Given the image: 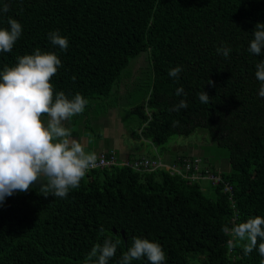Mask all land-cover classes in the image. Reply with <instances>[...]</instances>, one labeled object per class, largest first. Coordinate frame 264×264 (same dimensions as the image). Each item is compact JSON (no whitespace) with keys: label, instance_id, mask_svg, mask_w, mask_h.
<instances>
[{"label":"trees","instance_id":"16d2710c","mask_svg":"<svg viewBox=\"0 0 264 264\" xmlns=\"http://www.w3.org/2000/svg\"><path fill=\"white\" fill-rule=\"evenodd\" d=\"M5 2L10 10L0 15V28H8L12 18L23 30L12 51L0 53V71L37 48L55 53L61 66L50 81L54 92L69 99L81 94L88 104L77 116L91 119L96 107H103L102 114L117 111L119 101H108L133 87L120 91L132 76L131 62L147 53L151 84L130 116L140 131L136 138L153 147L205 130L216 154L203 157L225 156L230 171L220 172L221 184L203 186L202 180L165 168L141 173L111 165L89 171L66 198L45 197L38 182L0 204V264H86L91 249L105 239L118 242L108 264H119L134 237L158 243L164 264H260L258 250L245 255L241 242L229 248L232 237L222 227L264 217V98L255 76L264 50L259 56L248 51L256 24L264 23V0H0V5ZM54 31L67 38L66 51L51 44L48 34ZM222 47L231 49L227 58L217 54ZM177 66L179 78L169 77ZM203 91L207 104L198 98ZM181 99L188 107L170 111ZM100 149L94 153L108 160L126 159L109 145Z\"/></svg>","mask_w":264,"mask_h":264},{"label":"clouds","instance_id":"9594fccd","mask_svg":"<svg viewBox=\"0 0 264 264\" xmlns=\"http://www.w3.org/2000/svg\"><path fill=\"white\" fill-rule=\"evenodd\" d=\"M9 10V3L0 5V15ZM7 23L8 28H0V53L11 52L23 30L15 19L9 18ZM252 34L248 51L259 56L264 50V23H257ZM48 38L54 47L63 51L69 47L67 38L58 31L50 32ZM230 51L228 47L217 48V54L225 58ZM16 59L15 66H6L0 71V204L16 192L30 191L38 182L45 197L50 193L54 197L66 198L70 190L79 187L87 172L96 167V154L86 151L85 145L73 139L70 130L64 126V122L85 111L88 101L81 94L69 99L62 91L54 92L50 81L61 66V60L55 53L41 52L37 48L33 54ZM181 72L182 68L177 66L170 69L168 75L178 79ZM255 76L261 85L258 94L264 98V61L256 64ZM208 84L214 86L211 80ZM183 92L182 87L178 88L176 95ZM198 98L205 104L210 99L205 91L198 93ZM187 107L186 100L181 99L170 111L179 112ZM144 158L161 160L160 156ZM183 159L191 157H181L177 163ZM203 168L212 172L208 165H203ZM222 231L232 237L227 242L229 248L234 242H241L245 255L256 249L264 258V242L258 243L264 241V217L249 218L231 228L225 225ZM117 243L105 239L102 245H95L86 258V264L93 258H96L95 264H108L116 254ZM141 258H147L149 264H164L165 253L158 243L134 237L119 264H132L133 260ZM260 264H264V259Z\"/></svg>","mask_w":264,"mask_h":264},{"label":"rangeland","instance_id":"374dc122","mask_svg":"<svg viewBox=\"0 0 264 264\" xmlns=\"http://www.w3.org/2000/svg\"><path fill=\"white\" fill-rule=\"evenodd\" d=\"M148 61V54L143 53L140 57L131 62V65L133 64L132 76L122 83L120 91L124 92L130 85L133 87L130 90L128 89L129 91L127 90L128 92L124 95H112V98L108 101L112 103H117L119 101L118 104L120 105L119 108H116L117 111H112L111 114H102L101 110H103V107H96L93 113H91V119H89L88 116H74L71 122H68L67 126L64 125L70 130L73 139L81 143L82 141L87 142L85 145L86 151L99 152L102 150L100 147L106 148L108 145H112V147L115 146L113 142L122 144L119 147H123V151L127 150L129 147L133 157L137 156L135 157L136 159H142L148 152L153 151V147H147L144 138H136L137 135L140 134V131L135 128L133 129L135 125L130 120V116H132L131 112L133 111L132 105L135 106L140 103L142 97L145 96V91L149 90L148 86L151 84L152 73L150 62L148 63ZM98 114L103 116L99 120ZM108 118L109 120L105 122ZM132 129L133 132L136 131L135 135ZM113 130H115V134L112 132ZM98 135L102 136L101 140L97 137ZM156 146L159 150L165 151L163 157L161 156L160 163L162 164V168L166 167L167 170H170L167 167L171 166L170 164H176L182 155H189L192 149H202L203 153L207 154L213 151L211 154H216L214 144L205 130H197L189 137L175 136L167 143L157 144ZM118 152H120L121 155L122 151ZM122 154L124 155L123 152ZM152 154L155 153L152 152ZM203 158L207 160L208 157ZM222 159L227 160L225 156L221 157L219 154L218 161ZM214 161H211V159L208 160L209 163H213ZM208 162L203 160L202 165H207ZM202 185H207V182H202Z\"/></svg>","mask_w":264,"mask_h":264},{"label":"built area","instance_id":"2783aa9c","mask_svg":"<svg viewBox=\"0 0 264 264\" xmlns=\"http://www.w3.org/2000/svg\"><path fill=\"white\" fill-rule=\"evenodd\" d=\"M96 156H97L96 167L90 169L89 171L94 170L96 168H103L111 165H125L141 173H151L162 168V164L160 163V161L151 160L148 158H142V159L130 160V161L127 159L125 160L122 159V162L118 163V161L114 156L109 160L104 154H99ZM179 163L167 167L170 169L172 174H179L184 178L191 180L209 181L214 186H217L223 182L220 173H213L209 171V169L203 168L201 158L183 159ZM189 172L192 173L189 174ZM225 189H226L225 191H229L230 193L233 192L232 188L229 185H226Z\"/></svg>","mask_w":264,"mask_h":264},{"label":"crops","instance_id":"0c3cea01","mask_svg":"<svg viewBox=\"0 0 264 264\" xmlns=\"http://www.w3.org/2000/svg\"><path fill=\"white\" fill-rule=\"evenodd\" d=\"M69 121L64 122V125L67 126V124H68ZM112 132L114 134L116 133L115 130H113ZM86 143H87L86 141H82V144L86 145ZM113 145H115V146H113L114 147L113 149H116L117 151H122L124 153V155H123L122 152H121V156H123L125 158H128L130 156L131 150L129 149V147L127 148V150L123 151V147H119L122 144H117V143L113 142ZM111 147H112V145H111ZM149 148H152V146L151 147L149 146ZM158 151H159V149L157 148V146H153V151L148 152L146 155H155L156 154V156H160L158 154ZM152 152L155 153V154H152ZM205 154L206 153H203V150L202 149H192V151L190 152V154L187 155V156L188 157H201V158H203V156ZM185 156H186V154H185ZM185 156L182 155V157H185ZM208 160L209 159H207V160L204 159V161H206V162H208ZM207 165L209 166V168L214 169V170H218L220 172L230 171L229 160H225V159H222V160H219V161L218 160H215L213 163H209L208 162ZM207 184H208V182H207Z\"/></svg>","mask_w":264,"mask_h":264}]
</instances>
